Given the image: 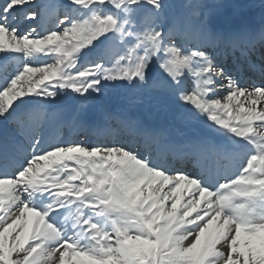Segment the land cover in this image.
Returning <instances> with one entry per match:
<instances>
[{
    "label": "snow or ice",
    "instance_id": "obj_1",
    "mask_svg": "<svg viewBox=\"0 0 264 264\" xmlns=\"http://www.w3.org/2000/svg\"><path fill=\"white\" fill-rule=\"evenodd\" d=\"M201 8L0 0V264H264V34L217 33Z\"/></svg>",
    "mask_w": 264,
    "mask_h": 264
},
{
    "label": "rangeland",
    "instance_id": "obj_2",
    "mask_svg": "<svg viewBox=\"0 0 264 264\" xmlns=\"http://www.w3.org/2000/svg\"><path fill=\"white\" fill-rule=\"evenodd\" d=\"M172 2L179 5L182 2H186V0H172ZM199 2L202 5V14H206L204 17L216 22L221 16L227 20L234 16L239 18H246L247 16L259 19L260 15L264 13V0H199Z\"/></svg>",
    "mask_w": 264,
    "mask_h": 264
},
{
    "label": "bare ground",
    "instance_id": "obj_3",
    "mask_svg": "<svg viewBox=\"0 0 264 264\" xmlns=\"http://www.w3.org/2000/svg\"><path fill=\"white\" fill-rule=\"evenodd\" d=\"M263 17L264 16H262V19H258L257 23H255V22L252 21V22H250V24H249V22L248 23L246 22V20L247 21H249V20L248 19L245 20L244 18H240V19L239 18H235L237 20H234V23H232L230 21V19L229 20H222L223 22L221 21L222 22V25L221 26H219V24L213 23V22H215L214 20H210L209 19L207 21V24L209 25V27L213 31L220 32V34H222L223 32H227L229 30L237 32V31L241 30V28H242L244 31L246 30V31L252 32L253 35L256 34V33L259 34V38H260V36L262 34H264V18ZM8 63H9V66L11 64H13V62H8ZM75 102H76V104H78L77 101H75ZM75 102L73 104H75ZM102 102L105 104V101L104 100ZM79 107L81 109H87V114H88L89 118L99 117V116L103 115L102 114V111L98 107V102H96V103H89L86 108H83L82 106H79ZM148 123H150L152 125H157V124L163 123V120H162V118L161 119L155 118L154 123L153 122H147V124ZM192 123L193 124H197L196 121H193ZM198 127H201L202 128L203 125H198Z\"/></svg>",
    "mask_w": 264,
    "mask_h": 264
}]
</instances>
